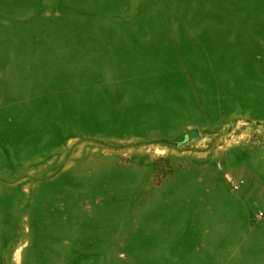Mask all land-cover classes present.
<instances>
[{
	"label": "rangeland",
	"instance_id": "374dc122",
	"mask_svg": "<svg viewBox=\"0 0 264 264\" xmlns=\"http://www.w3.org/2000/svg\"><path fill=\"white\" fill-rule=\"evenodd\" d=\"M0 264H264V0H0Z\"/></svg>",
	"mask_w": 264,
	"mask_h": 264
},
{
	"label": "water",
	"instance_id": "95a60500",
	"mask_svg": "<svg viewBox=\"0 0 264 264\" xmlns=\"http://www.w3.org/2000/svg\"><path fill=\"white\" fill-rule=\"evenodd\" d=\"M197 137V132L196 131H191L190 133H189V135H184V137H183V142L185 143V142H187L190 138L191 139H195Z\"/></svg>",
	"mask_w": 264,
	"mask_h": 264
},
{
	"label": "built area",
	"instance_id": "2783aa9c",
	"mask_svg": "<svg viewBox=\"0 0 264 264\" xmlns=\"http://www.w3.org/2000/svg\"><path fill=\"white\" fill-rule=\"evenodd\" d=\"M237 188H238V187L235 186V189H237ZM257 218L260 219V220H262V219H263V215H262V213H259V214L257 215Z\"/></svg>",
	"mask_w": 264,
	"mask_h": 264
}]
</instances>
